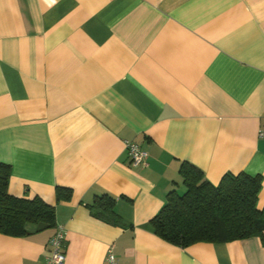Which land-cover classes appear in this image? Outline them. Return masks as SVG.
Listing matches in <instances>:
<instances>
[{
  "label": "crops",
  "instance_id": "0c3cea01",
  "mask_svg": "<svg viewBox=\"0 0 264 264\" xmlns=\"http://www.w3.org/2000/svg\"><path fill=\"white\" fill-rule=\"evenodd\" d=\"M260 130L264 0H0L7 191L55 208L53 227L0 232V264H43L59 227L64 264H109L110 248L119 264H264L259 237L181 247L150 223L185 191L183 162L212 184L259 175L264 208ZM102 194L118 222L92 205Z\"/></svg>",
  "mask_w": 264,
  "mask_h": 264
},
{
  "label": "trees",
  "instance_id": "16d2710c",
  "mask_svg": "<svg viewBox=\"0 0 264 264\" xmlns=\"http://www.w3.org/2000/svg\"><path fill=\"white\" fill-rule=\"evenodd\" d=\"M179 172L185 191H170L166 203L150 220L158 236L181 247L254 236L264 241V208L257 207L259 175L226 172L217 184H212L201 169L189 162H183ZM9 175L10 165L0 162V232L22 235L27 223L38 229L53 227L54 206L37 196L28 199L11 195L7 191ZM69 195L67 189L58 188V197ZM113 204L114 198L107 194L97 196L92 203L107 220L118 222Z\"/></svg>",
  "mask_w": 264,
  "mask_h": 264
},
{
  "label": "built area",
  "instance_id": "2783aa9c",
  "mask_svg": "<svg viewBox=\"0 0 264 264\" xmlns=\"http://www.w3.org/2000/svg\"><path fill=\"white\" fill-rule=\"evenodd\" d=\"M260 138H264V130L258 132ZM126 150L132 166L146 163L148 153L133 141H126ZM64 231L59 227L50 240L49 253L46 255L43 264H64L66 255L63 249ZM106 260L109 264H119L118 260L110 248L107 252Z\"/></svg>",
  "mask_w": 264,
  "mask_h": 264
}]
</instances>
